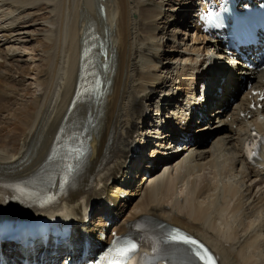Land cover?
<instances>
[{"label":"bare ground","instance_id":"bare-ground-1","mask_svg":"<svg viewBox=\"0 0 264 264\" xmlns=\"http://www.w3.org/2000/svg\"><path fill=\"white\" fill-rule=\"evenodd\" d=\"M203 3L0 0V182L30 200L35 191L19 182L43 185L38 188L44 192L55 184L52 190L57 191L59 182L45 167L61 132L77 123H94L86 140L90 173L85 182L93 184L109 154L114 158L112 181L95 189L98 206L89 220L77 208L80 234L103 241L106 233L109 241L112 232L124 233L141 218H153L206 242L220 264H264V143L254 162L246 157L251 134L264 138V99H259L264 95V68L250 69L220 40L202 32L190 10ZM42 7L47 17L38 23L33 18ZM182 15L192 22V41L178 37L189 31ZM19 30L35 42L26 60L19 59L26 46ZM89 43L104 50L99 60L106 91L68 113ZM28 59L32 68L23 65ZM13 69L17 78L24 77H15L17 91L9 92L2 86ZM156 101L163 109L153 113ZM252 102L261 108H252ZM18 112L21 119L13 118ZM148 119L155 121L147 134ZM199 120L205 122L200 128ZM192 129L208 133L182 140V131ZM152 144L146 155L145 147ZM3 251L18 261L15 248L5 245Z\"/></svg>","mask_w":264,"mask_h":264},{"label":"rangeland","instance_id":"rangeland-1","mask_svg":"<svg viewBox=\"0 0 264 264\" xmlns=\"http://www.w3.org/2000/svg\"><path fill=\"white\" fill-rule=\"evenodd\" d=\"M182 1V0H181ZM43 8H45V7H42V8H40L39 10H38V13L40 14V15H37V16H39L38 18H33V20L34 21H38V23L39 22H41V21H39V20H43V19H45L46 17H47V13H45V11H44V9ZM169 12H171V11H169ZM169 12L167 13V15L169 14ZM190 13H194L192 10H190ZM37 14V13H36ZM169 17V16H168ZM167 17V18H168ZM181 19L183 20V19H187L186 21H185V25H187V24H189V26H188V29H189V31H188V35H186V37H185V35H180V36H178L180 39H182V38H185V40L186 41H192L193 40V38H194V30L192 29V22L190 21V17H188V15H182L181 16ZM191 26V27H190ZM170 28H172V27H170ZM19 33H20V36L21 37H23L25 40H26V43H25V48H22V50L23 51H25V53H23L22 54V56L21 57H19V59H24V60H26L27 58H28V53L30 52H32L33 51V47H34V45H35V42H32V41H30V39H29V37H25V35L24 34H22V30H19L18 31ZM191 34V35H190ZM168 43H166V45H167ZM9 47H8V45H3L2 46V49L4 50L5 49V51H8L7 49H8ZM167 48V46H165V49ZM28 54V55H27ZM9 59V58H8ZM31 60L30 59H28V63L27 64H25V63H23V65H25V66H29V67H31L32 68V66H33V63L32 62H30ZM8 62L9 63H12L13 61H12V59H11V57H10V59L8 60ZM8 74V75H7ZM7 74H5V77L4 78H8L11 74V77H10V79H8L4 84H6L7 86L9 85L10 87H12L11 89H8L7 88V86L5 85V86H2V87H4L5 88V90L7 89L9 92L10 91H17V90H14L15 88L14 87H17L18 86V83H16V70L15 69H13V70H11V71H9V72H7ZM13 74H15V75H13ZM2 76V75H1ZM14 76V77H13ZM24 77L22 74H20L19 76H18V78L17 79H19L20 77ZM16 77V78H15ZM15 80V81H14ZM5 81V80H4ZM1 82V81H0ZM29 82H32L31 80H29ZM3 83V82H2ZM33 83V82H32ZM1 84V83H0ZM243 87V86H242ZM242 94V92H240L239 91V95H241ZM156 97V96H155ZM234 97V96H233ZM4 99H5V101H8L9 99H7V97H3ZM9 98V97H8ZM235 100H236V98H235ZM6 103V102H5ZM8 103V102H7ZM234 104V103H233ZM232 105V104H231ZM1 106V108H0V110L2 109V107L4 108V104L2 105H0ZM2 112L4 111V110H1ZM21 115H20V112H18V114L15 116V117H13V118H16V119H21V117H20ZM204 124H199V127L198 128H200V127H202ZM0 127H1V125H0ZM204 132V133H203ZM203 132H200V131H196V132H192L191 134H188L187 135V139H191L192 137H196L197 139L199 138H205L206 136L205 135H207V133H208V130H206V129H203ZM182 139H184V137H182ZM5 139L3 138L2 139V141H4ZM152 148H153V145H150V146H147V148L145 149V154H147V155H150L151 154V152H152Z\"/></svg>","mask_w":264,"mask_h":264},{"label":"snow or ice","instance_id":"snow-or-ice-1","mask_svg":"<svg viewBox=\"0 0 264 264\" xmlns=\"http://www.w3.org/2000/svg\"><path fill=\"white\" fill-rule=\"evenodd\" d=\"M175 239V237H174ZM185 243L195 244L196 241L191 239L190 237H182ZM136 249V244L131 243L129 247L120 249L116 253V259L112 261V264H132L130 260V255Z\"/></svg>","mask_w":264,"mask_h":264}]
</instances>
